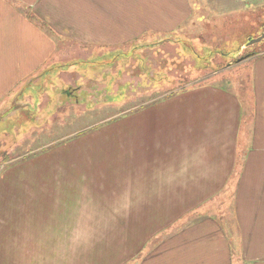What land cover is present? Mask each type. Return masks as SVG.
<instances>
[{"label":"crops","instance_id":"crops-1","mask_svg":"<svg viewBox=\"0 0 264 264\" xmlns=\"http://www.w3.org/2000/svg\"><path fill=\"white\" fill-rule=\"evenodd\" d=\"M183 1L0 0V114L50 101L39 83L63 71L61 42L154 41L180 32ZM252 64L248 101L189 87L57 147L33 176L28 161L3 174L0 264H264V56ZM75 219L86 246L51 240Z\"/></svg>","mask_w":264,"mask_h":264},{"label":"rangeland","instance_id":"rangeland-1","mask_svg":"<svg viewBox=\"0 0 264 264\" xmlns=\"http://www.w3.org/2000/svg\"><path fill=\"white\" fill-rule=\"evenodd\" d=\"M178 10L186 21L180 32L128 42L120 51L83 50L61 42L54 59L65 64L59 66L63 71L45 74L47 82L39 83L50 101L14 106L0 118V178L27 161L31 169L26 174L33 176L41 163L37 160L49 163L60 157L51 153L57 147L127 122L142 103L189 87L218 84L247 98L252 60L264 56V37L248 44L264 34V0H185ZM73 86L82 88L76 92ZM11 187L0 182V194ZM7 203L1 200L5 208H0H11ZM81 224L75 219L74 232L51 240L86 246L95 234L81 230ZM70 248L57 249L58 258L75 251Z\"/></svg>","mask_w":264,"mask_h":264},{"label":"water","instance_id":"water-1","mask_svg":"<svg viewBox=\"0 0 264 264\" xmlns=\"http://www.w3.org/2000/svg\"><path fill=\"white\" fill-rule=\"evenodd\" d=\"M263 37H264V34H262V35L259 36L258 38L249 39L248 44H251V43L257 42V41L263 39Z\"/></svg>","mask_w":264,"mask_h":264}]
</instances>
